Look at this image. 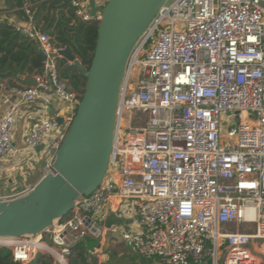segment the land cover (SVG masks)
Listing matches in <instances>:
<instances>
[{
    "label": "built area",
    "instance_id": "1",
    "mask_svg": "<svg viewBox=\"0 0 264 264\" xmlns=\"http://www.w3.org/2000/svg\"><path fill=\"white\" fill-rule=\"evenodd\" d=\"M88 2L70 0L79 19L100 22L103 5L91 12ZM20 10L9 24L36 44L42 69L0 98V161L42 154L48 173L81 94L62 77L64 48L37 24L33 1ZM36 102L44 112L20 147L22 106ZM122 206L131 226L110 221ZM111 232L164 264H264V0H166L130 54L101 184L44 233L0 246L17 264L38 254L70 264L80 242Z\"/></svg>",
    "mask_w": 264,
    "mask_h": 264
},
{
    "label": "water",
    "instance_id": "2",
    "mask_svg": "<svg viewBox=\"0 0 264 264\" xmlns=\"http://www.w3.org/2000/svg\"><path fill=\"white\" fill-rule=\"evenodd\" d=\"M165 2L107 0L89 67L86 58L61 51L83 73L86 85L52 171L29 192L0 201V241L44 233L74 209L81 194L101 184L113 150L120 87L130 54ZM58 120L63 122L62 117Z\"/></svg>",
    "mask_w": 264,
    "mask_h": 264
},
{
    "label": "trees",
    "instance_id": "3",
    "mask_svg": "<svg viewBox=\"0 0 264 264\" xmlns=\"http://www.w3.org/2000/svg\"><path fill=\"white\" fill-rule=\"evenodd\" d=\"M37 24L54 40L58 47L69 50L80 59L86 58L87 67L91 63L98 39L96 21H84L76 16L70 0H32ZM25 0H5L9 9H16L18 14ZM42 23V24H41ZM43 56L34 42L20 34L6 20H0V79H12L26 82L42 69ZM60 72L72 89L81 95L86 85V78L79 68L62 58L59 60ZM30 84L31 82H26ZM86 238L74 248L70 264H89V241ZM51 258L42 254L29 264H48ZM0 264H17L12 258V249L0 246Z\"/></svg>",
    "mask_w": 264,
    "mask_h": 264
},
{
    "label": "crops",
    "instance_id": "4",
    "mask_svg": "<svg viewBox=\"0 0 264 264\" xmlns=\"http://www.w3.org/2000/svg\"><path fill=\"white\" fill-rule=\"evenodd\" d=\"M21 17L22 14H18L16 9L14 10L7 8L5 0H0V20H6L9 23L10 21H13L15 19H21ZM22 78L25 79L26 82L32 81V78ZM26 82H22L16 79H12V82L8 79H0V98L4 95L13 96L17 88L23 87L24 84L28 85ZM57 106L62 108L60 111L61 115L67 112L66 107L64 105H60L59 103H57ZM5 109L6 106L1 102L0 99V117L3 115ZM43 112L44 110H42V105L40 106V104L37 102L33 104H25L22 106V117L17 124L16 130L14 131V142L18 146H24V135L26 134L29 127L35 122V120L43 114ZM50 113L51 115H54L53 111H51ZM23 157L26 158V154H24ZM122 210L123 206L119 209V213H114L111 215L110 221L120 223L127 222L128 225L131 226L134 222L133 209L131 208L128 213H126V216H119ZM101 242L106 249H109V251L114 254L112 258L116 256L113 259L115 260V264H123L125 260L129 261L130 264H164L159 259L148 258L139 255L128 241H125L123 238H121L119 234L115 232L106 233L101 238Z\"/></svg>",
    "mask_w": 264,
    "mask_h": 264
},
{
    "label": "rangeland",
    "instance_id": "5",
    "mask_svg": "<svg viewBox=\"0 0 264 264\" xmlns=\"http://www.w3.org/2000/svg\"><path fill=\"white\" fill-rule=\"evenodd\" d=\"M100 1L90 0L87 3L91 12L97 10L98 4L99 6H104L107 2ZM134 75L136 76V73ZM23 86L27 85L24 84ZM232 118L233 116H230L229 119L232 120ZM46 173V160L42 154L37 155L34 160L22 156L0 162V200H11L19 197L22 193L29 192ZM238 229L241 230L242 228L238 226L229 227L230 231H236ZM249 230H252V228ZM93 239V241H89V264H115V260L113 259L116 256L112 258L114 254L104 247L101 238ZM257 247L260 249L264 248V242L257 243ZM126 263L130 264L129 261L125 260L123 264Z\"/></svg>",
    "mask_w": 264,
    "mask_h": 264
},
{
    "label": "bare ground",
    "instance_id": "6",
    "mask_svg": "<svg viewBox=\"0 0 264 264\" xmlns=\"http://www.w3.org/2000/svg\"><path fill=\"white\" fill-rule=\"evenodd\" d=\"M35 237V236H34ZM17 240H12V241H7V242H2V241H0V245H3V244H6V245H8V246H15L17 243Z\"/></svg>",
    "mask_w": 264,
    "mask_h": 264
}]
</instances>
